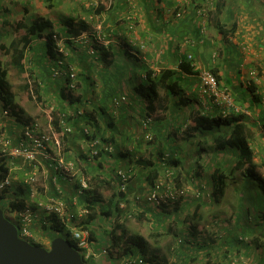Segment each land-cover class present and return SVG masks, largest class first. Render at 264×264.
Listing matches in <instances>:
<instances>
[{
  "label": "trees",
  "instance_id": "1",
  "mask_svg": "<svg viewBox=\"0 0 264 264\" xmlns=\"http://www.w3.org/2000/svg\"><path fill=\"white\" fill-rule=\"evenodd\" d=\"M44 2L46 8L54 7L53 0H44ZM22 10L25 14L29 13L26 8ZM97 11L100 13V10ZM4 14H7V11ZM14 19H17L16 22ZM39 19L37 18V22L26 24L23 16L19 18L11 16L9 19H4L0 15L2 24L0 26L4 27L5 24H8L11 30L17 32V35H14L8 44L0 42V118L11 116L14 122L23 126L28 124L27 119L23 117V110L14 102V94L7 79L8 70L3 64L2 54L9 56L12 65L21 73L26 72L25 58L29 51L32 64L37 66L48 65V59L51 61L61 60L60 65L58 62H54L51 68L52 71L55 70L59 74L53 76L56 77L54 81L57 82L53 86L56 85L55 89L59 90L57 95L61 103L60 110L51 112V123L54 129L60 133L62 128L59 121L62 116L68 124L71 121L69 127L76 121L74 125H79V135L83 137L84 142L91 144L95 141L97 143L96 155H89L86 159L80 155V159L87 166L93 167L95 165L100 170L99 174L87 178L88 188L84 190L81 197V202H83L87 213L82 219L76 220V216L63 217L53 212L48 214L50 215V222L48 226L42 225V229L47 228L54 233L50 242L54 238L60 237V234H64L63 238L79 252L85 264L100 263L94 260L95 257L84 260L76 241L70 238L69 232L73 227L89 232L90 247L95 254L102 255L101 264H114L117 262L116 259L128 256L139 257L142 264H170L160 249L161 238L166 236L172 237L174 241L171 251L174 252L177 249L178 257L189 259L190 264H264V207H256L258 214L256 218L262 220L260 224H257V221H254L255 224H251L247 219L249 216L247 212L248 202L244 200L246 195L255 189H258L264 197V162L254 161V152L249 143L253 140V128L248 122L242 120L241 115H236L234 103L232 106L226 107L222 104L215 105L212 102L221 111L220 114L216 112L213 115L202 114L198 108H188L189 118L183 119L181 123L176 122L175 114L174 112L172 114V111H177L182 107L187 108L193 99L185 96V92L181 89V81L176 77V71L161 70L156 73L153 70H146L145 85L134 88V93L146 103L145 111L140 115L141 119L138 125L143 139L148 141L150 145H157L160 149L158 148L154 154L151 152L145 159L137 161L139 166L142 165L143 170L141 171V178L136 180L132 168L118 166L120 158H124L126 155L120 153L118 157L112 153L114 146H116L117 135L115 128H113L115 124L113 121L110 122L107 113L106 106L108 104L97 107L95 115L93 106H90L91 102L88 103L89 98H85L81 94L77 96L69 94L75 90L69 87L68 73L70 69H76L73 63V58L76 57L73 53L79 54L77 48H80L79 50L84 48L85 57L91 60L92 56L88 53V49L94 47V53L98 54L99 61L110 66L114 60L110 58L109 53L112 47L110 44L104 46L94 40L93 29L85 20L68 18L65 21L66 30L64 33H56V35L49 20ZM19 30H23V34ZM84 32L89 33L90 36L87 43L72 40L73 37L80 36ZM54 37L65 38L64 46L71 52L69 57L67 54L55 51ZM35 39L43 40L40 42L42 43L41 48L44 46V50L40 49V52L36 53L38 55L36 58L32 57L34 55L31 53L37 46V43L33 41ZM112 51L111 55L114 58L115 55L113 56ZM96 63L97 60H94L93 65L95 66ZM69 66L73 67L69 69ZM60 67H64V71ZM179 70L186 74H194L188 63H181ZM210 72L216 76L214 71ZM75 80L77 81V76ZM61 83L64 87H61ZM25 88L28 89V86L25 85ZM39 91L40 86L36 84L35 92L38 100L42 103L44 102L42 99L45 100V98L38 94ZM124 98L126 100V97ZM125 100L123 101L125 102ZM122 102L121 97H119L113 98L111 103L113 106H120ZM2 110L7 112L5 116ZM160 113H162L161 116ZM97 114L99 115L98 118L96 117ZM146 118H151L147 126L144 125ZM174 122L176 123L174 124ZM148 133L150 139L146 140L145 136ZM65 135L67 133L63 137ZM177 135H181L182 138L185 136L184 139L188 144L182 147L176 140ZM211 137H213V144L209 151L213 152L212 159L205 158L203 155L208 150L206 142ZM163 141L166 145L161 148ZM109 146H112V150L106 152L105 148ZM225 150H229L235 155L229 153L232 155V160L228 162L224 159L217 161L210 179L214 205L219 204L222 200L228 185H239L241 198L237 199L235 205H230L228 217L219 215L211 223H207L200 211L201 205H198L194 211L187 213L186 210L189 209L191 200L184 196L179 197L172 205L168 203L154 204L147 200V194L160 180L164 179L165 184H171L180 190L182 186L178 179L181 174H185L184 178L187 180H194L192 177H198L202 173L200 164H209L210 166L214 161V154L221 155ZM9 161L7 158L0 159V181L9 172ZM191 166L197 171H194V175L189 176L191 172L188 171V168L190 169ZM120 169L131 170L132 174L123 191H121L117 177V171ZM132 180L139 183V186H143L140 188L141 191L137 188L128 187ZM99 187L112 190L107 201L102 200ZM196 189L201 194V189ZM12 192L13 190L9 188L0 191V209L3 211L4 217L18 227L17 214L26 209L27 203L25 199L21 198L22 192H15V197L12 196ZM260 201L262 200L260 199ZM259 203L258 206L262 204ZM248 205L250 206V204ZM132 216L135 218L137 216L138 219L145 218L149 222L150 228L147 234L149 238L129 232L122 225L127 217ZM200 221H204V223L199 227ZM254 226L260 230L252 239L251 234L256 233ZM29 228L32 231L31 226ZM28 242L43 247V244L37 241L35 236L28 239ZM248 248L252 250V253L246 255L245 249Z\"/></svg>",
  "mask_w": 264,
  "mask_h": 264
},
{
  "label": "crops",
  "instance_id": "2",
  "mask_svg": "<svg viewBox=\"0 0 264 264\" xmlns=\"http://www.w3.org/2000/svg\"><path fill=\"white\" fill-rule=\"evenodd\" d=\"M56 1L53 0L54 8L58 4ZM8 2H13V0H0V9L7 10ZM65 4L71 7V11L74 10L75 20L81 19L87 22L88 19L90 22H99L103 26V28L101 27L102 40L96 41L104 46L110 44L112 47V54L115 57H112L110 50V58L114 59L110 66L99 61L97 53L91 57V60L86 58L84 48L81 50L77 48L79 54L73 53L76 57L73 58V63L80 74L78 82L80 90L84 92L83 97L89 98L88 103L91 100L94 102L93 105L91 104L94 114L97 112V107L108 104L106 106L107 113L110 122L113 121L115 124L113 128L117 135L116 146L112 153L118 157L120 153L126 155V157L120 158L118 166H122L120 162L123 159L127 160L128 162L122 168H132L135 173L134 179H140L143 170L142 165L139 166L137 161L145 159L151 152L154 154L159 148L157 145H150L144 141L138 125L141 119L140 115L145 111L146 103L134 93V88L145 85L146 70H153L156 73L161 70L177 72L176 77L181 81V89L185 92V96L193 99L187 108L182 107L177 111H172L176 117L175 121L179 123L183 119L189 118L188 108H198L202 114L208 115L221 112L210 102L209 97L202 92L200 87V71H214L219 81V89L226 91L231 96L236 115H241L242 120L248 122L253 128V140L249 143L254 152V161L264 162V0H134L133 2L130 0H62L60 7L63 8ZM203 9L206 11L203 12ZM97 10H100V13H97ZM31 12L32 10L29 11V13ZM66 20L60 18L51 22L54 27L56 26L54 21H57L60 25L62 24L61 27L65 28ZM130 21L135 24L132 33L128 31ZM77 44L79 45V43ZM78 45L76 46L78 47ZM188 56H191V60L188 59ZM127 58L136 63L135 70L128 71V76L135 77L141 83L131 86V83L125 80L126 76L123 75L119 65ZM94 60H97L95 66L93 65ZM183 62L190 65L194 74H186L179 70V65ZM58 75L56 74V76ZM114 80H118L119 83L117 89L114 88L112 91L109 89L115 86ZM62 83L61 87H64ZM126 83L129 84V87L126 86ZM123 84L125 88L121 90ZM122 96L126 97L125 102L121 101L120 106H113L111 103L113 98ZM96 117L98 118L99 115L97 114ZM74 123L70 126L71 132L62 138L65 159L74 162L79 171L73 179L69 178L67 173H58L54 169L56 159L52 155L49 157L40 155L36 162V184L28 185L25 183V179L32 173L33 165L22 157L13 158L7 155L2 157L10 160L8 174L12 178V186L9 188L13 190L12 196L15 197L16 189L18 192H22L21 198L25 199L27 206L33 212L31 229L35 239L42 244L50 242L49 229H42V225L48 226L50 222V215L45 212L48 201L57 198L65 202L66 210L63 217L77 215L78 208L76 207L79 206L78 204H82V195L76 189L78 178L81 176L89 178L99 174L100 171L95 165L89 167L80 159L81 156L84 157L83 159L89 156L90 147L79 135V125H74ZM66 124L69 126L70 122L69 124L66 122ZM51 125L53 126L52 123ZM22 126L17 122H0V127L5 128L1 134L3 136L6 134V138L10 136L8 139H10L12 147L17 145L21 139ZM212 140L213 137L208 138L206 142L207 152L211 150ZM179 143L183 147L187 141ZM164 145H166L165 141L162 142L161 148ZM210 152L211 156H207L212 159L213 152ZM229 153L233 152L225 150L223 154H214V156L219 161L224 159L228 162L232 160V155ZM130 160L132 162H129ZM200 167L202 173L194 185L200 187L201 194L196 188H191L192 190L196 189L200 198L189 199L191 202L188 206L189 209L186 210L187 213L201 205L200 211L207 223H211L219 215L228 217L230 205L236 203L222 205L220 204L224 200L222 199L219 204L214 205L213 198L211 203H205V199L201 195L203 194L204 197L209 189L212 192V185L210 188L205 186V175H209L210 179L214 166L202 163ZM188 171L191 172L189 176H192L197 170L191 166ZM181 175L185 176V174ZM194 185L193 187H195ZM128 187L137 188L139 191H141L140 188H143L135 180H132ZM31 189H35L33 195L30 194ZM235 189L237 193L235 197L240 199L241 190ZM224 197L226 196L224 195ZM260 199L262 201L259 202L262 204L259 208L264 207V197L261 195ZM247 207L251 208L248 204ZM249 209H247L248 220L250 222L257 221V224H260L262 220L256 218L257 208H255V213ZM85 211L84 209L83 212ZM203 223L204 221H200L199 227ZM255 226L254 228H256ZM259 230L256 228V233L251 234L252 239L259 233ZM168 237H162L161 241ZM245 253L249 255L252 250L245 249ZM178 255L179 253L175 249L174 252L169 251V257L165 256L170 264H190L189 259H181ZM191 255L193 256V254ZM176 257L178 258L176 259ZM119 260L120 258L115 261Z\"/></svg>",
  "mask_w": 264,
  "mask_h": 264
},
{
  "label": "rangeland",
  "instance_id": "3",
  "mask_svg": "<svg viewBox=\"0 0 264 264\" xmlns=\"http://www.w3.org/2000/svg\"><path fill=\"white\" fill-rule=\"evenodd\" d=\"M56 2H58L57 7H55V8L53 7L51 9H48V8H46V3L44 2V0H16V1L13 0V2H8L7 6H6L7 10L0 9V15L4 19H9V17H11V16H14V18H15V16L18 18L23 16L25 18L26 24H28V23L30 24L32 22H37L36 21L37 18H40L39 20L47 19L50 22L54 19H60V18H63V19L65 18V20H66L67 17L75 19V17H74L75 15L73 14L74 10L71 11L72 9H70L71 8L70 6L65 4L64 7L61 8L60 4H61L62 0H57ZM23 8H26L28 10V12L30 10H32V12L25 14L22 10ZM6 11H7V14H4ZM3 15H5L6 17H4ZM77 17H79V15H77ZM16 20L17 19H14L15 22H16ZM54 22H55L56 26L55 27L53 26V31L55 32V34L56 33L61 34V32L66 28H64L62 26L63 27V29H62V27H61L62 24L60 25L59 23H57V21H54ZM87 22H89L91 24L90 26L94 31L95 27L97 25V21L90 22V20L87 19ZM0 25L2 26L1 22H0ZM52 25H53V23H52ZM1 26H0V32H1L0 33L1 34L0 42H4V43L8 44L10 42V40L13 38V36L17 35V32L11 30V28L8 26V24H5L4 27H1ZM101 27L103 28L102 25H101ZM134 28H135V24L133 22V30H130L128 28V31H130L132 33V32H134ZM19 32L23 34V30H19ZM60 39H62V42L65 40L64 37H62ZM100 40H102V35L100 36L99 41ZM33 41L35 43H37V46L34 49L35 52L31 51V53H33V55H34L32 57L36 58V57H38V55H36V53L40 52V49L44 50V46L41 48L42 43H40V42H43V40L35 39ZM67 52H68L67 55L71 54V52L69 50H67ZM29 53H30V51L26 54V58H25L26 59L25 60L26 72H24V73H21L19 70H17V68H15L12 65V63L10 62L9 56H4L2 54V57H3L2 61L8 70L7 79L11 85V89H12V92L14 94V102L16 104H18L20 106V108L23 110V117L27 119L28 123L37 122L38 124L41 125V129H44V128L48 127L47 125L52 121L51 120L52 119L51 112H53L55 110H60L59 108L61 107L60 98L57 95L58 94L57 90L55 89L56 85L53 86V84L57 83L56 81H54L56 79V77L52 76V75H55L56 71L51 70V68L53 66L52 64H54L55 61H51L48 59V62H47L48 65H42V66H47V67L37 66L35 64H32V60L30 58ZM0 55H1V53H0ZM57 62L59 63L58 65L61 64L60 61H57ZM135 64L136 63L131 62V59L127 58V59H125V61H122L119 65V68L121 69L123 75L126 76L125 80L127 82H130L131 86L141 83V81L136 80L135 77L131 78L128 76V71H134L135 70ZM72 67L73 66H69L68 68L70 69ZM60 68H61V70L64 71L63 67H60ZM70 70L74 71L77 74L76 76H77V81H78V77L80 76L78 70L73 69V68ZM77 81L75 82V84H76L75 90H73L72 92H69V94L71 93L74 96L81 94V96H84V92H82L80 90L81 89L80 83ZM114 82H115V86H113V88L109 89V90L113 91L114 88L117 89L119 81L114 80ZM36 84H38L40 86V91L38 92V94H40L42 97L45 98V100L42 99V101H44L42 103L38 100L37 93L35 92ZM25 85L28 86V89L25 88ZM126 86L129 87V84L126 83ZM124 88H125V85L124 84L121 85V90ZM91 104L92 105L94 104L93 100H91ZM90 106H88V107H90ZM0 110H1V108H0ZM159 115L161 116L162 113H160ZM1 121L4 123H7V122L15 123L13 121V117H11V116L0 118V122ZM0 128H1L0 129V134H1L5 131V128L4 127H0ZM5 136H6V134H5ZM8 138H10V136ZM184 138H185V136L182 138L181 135H179L176 138V140H177V142H183V141H185ZM202 141H204V139H202ZM145 142H148V141H145ZM87 145L90 146V144H88V143H87ZM203 155L205 158H209L207 155L211 156V152L210 151L206 152V153L204 152ZM0 159H2V158H0ZM217 161H219V160L214 158V161L212 162V164L210 166H215ZM127 162H128L127 160L123 159V161H121L120 163L122 166H125ZM207 165H209V164H207ZM206 168H208V167H206ZM78 172L79 171H77V175H78ZM192 178L194 180H190V179L187 180L184 178V176L181 175V177L178 179V182L182 186L181 190H183V194H184L183 196L186 199H191L192 197H199L200 198V194L196 193V189L195 190L191 189V188H200V187H197L198 185H194L195 181L198 182L200 177H192ZM205 181H206L205 186L207 188H210V185L212 184V182H210L209 175H207V174L205 175ZM159 182L165 184L164 179L160 180ZM193 185L195 187H193ZM172 186H169V187H172ZM235 188H239V185L236 184V185H228L227 186V188L225 190V196L226 197L222 198L224 200H222L220 202V204L224 205L226 203H233V202L236 203L237 197H235V194H237V193H236ZM255 188H257V187H255ZM207 191L208 192L204 195V197H203V194L201 196H202V198L205 199V203H211L212 202L211 189H209ZM15 192H18V190L16 189ZM111 192H112V190L109 188H99L100 196H101L102 200H104V201L108 200V198L111 195ZM249 194H250V197H249ZM249 194L246 195L244 200H246L248 202V204L251 203V205H250L251 208L250 209L247 208V209H249L255 213L256 212L255 208L259 207L258 202L260 201L261 194H260V191L258 189L250 191ZM77 201H78V198H77ZM168 204L172 205V203H168ZM78 205L79 206L76 207V208H78L77 215H75L76 220L82 219L87 213V211L85 213L83 212V210L85 209L83 202H82V204H78ZM219 206H221V205H219ZM78 214H82V215L80 216ZM254 220H255V218H254ZM248 222L249 223L252 222L251 224H255L253 221L250 222L248 220ZM122 225L129 232L138 233V234H141L145 237H148L147 234H148V229L150 227H149V222H147V220L145 218L138 219L137 216H136V218L133 216L127 217L123 221ZM48 233L50 235V238H51V236L54 235V233L50 230L48 231ZM63 235L64 234H60V237H63ZM172 244H174V241L171 239V237H168L167 239L163 238L161 243H160L162 253L167 255L168 257H169V251H171ZM49 245H50V242L43 244V247L47 248V247H49ZM94 260H96V262L101 264L102 263V255H99L96 253Z\"/></svg>",
  "mask_w": 264,
  "mask_h": 264
},
{
  "label": "built area",
  "instance_id": "4",
  "mask_svg": "<svg viewBox=\"0 0 264 264\" xmlns=\"http://www.w3.org/2000/svg\"><path fill=\"white\" fill-rule=\"evenodd\" d=\"M133 2L134 0H130ZM203 12L206 9L202 10ZM130 30H133V22L130 21L129 27ZM94 32V40H99L101 36V24L98 22ZM89 33H82L80 36L73 37L72 40L76 42H88ZM55 39V50L59 53L67 54V50L64 46V41L62 39ZM79 43V44H80ZM84 44V43H83ZM94 47L88 49V53L93 56L95 53ZM188 59L191 60V56H188ZM62 63V61L60 60ZM58 72L56 71L55 74ZM69 77V87L71 89H75V79L76 73L72 70L68 73ZM199 80H200V87L202 92L207 95L211 102L215 105H225L232 106L233 101L231 96L226 93V91H222L219 89V84L217 81L216 76L210 72L209 70H202L199 73ZM125 100L124 96L121 97V101ZM3 115L5 116L7 112L2 110ZM151 118H146L144 125L147 126L148 122H150ZM59 125L62 128V131L58 133L51 122L47 125L48 127L41 129V125L37 122H30L27 125H24L21 128V139L17 145L11 146L10 139L6 138L2 134L0 135V158L4 155L9 157H22L23 159L27 160L33 165V171L30 175L26 176L25 183L28 185H35L36 184V162L40 155L46 156H53L55 158L56 164L54 169L58 173H67L69 178H74L77 174L78 168L76 167L75 163L72 161H68L65 159V155L63 152L62 147V138L65 133H70L71 128L66 124L64 116L61 117L59 121ZM85 133L87 131L85 130ZM145 139H150L149 133L146 134ZM96 142H92L90 144V153L89 155H96L97 148ZM106 152H110L112 150V146L106 147ZM51 150V152H49ZM131 170L125 171L120 169L117 171V177L119 179V184L121 191L125 189L126 183L131 179ZM12 186V178L8 174L2 181H0V191L10 188ZM168 188H167V187ZM172 185L163 184L161 182L156 183L153 189L147 194V200L154 204H167V203H174L178 200L179 197L183 196V190H177L174 186L169 187ZM88 188V179L84 176H81L78 180V187L77 192L80 195H83L84 190ZM35 193L34 189L30 190V194L33 195ZM53 201H48V204L45 207L46 213H55L60 216H64L66 206L65 202L62 199L53 198ZM122 206V205H121ZM86 212V211H85ZM84 212V213H85ZM33 219V212L31 211L30 207L27 206L25 210L21 211L17 214L16 222L18 223L17 232L18 236L21 239L28 241V239L32 238L33 232L30 230L29 226L32 224ZM70 238L76 241L78 248L84 260H89L92 257H95V253L90 247L88 241L89 232L84 229H77L71 228L69 232ZM65 235H68L65 233ZM81 256V255H80ZM114 264H142L139 257L128 256V257H120V260L115 262Z\"/></svg>",
  "mask_w": 264,
  "mask_h": 264
},
{
  "label": "water",
  "instance_id": "5",
  "mask_svg": "<svg viewBox=\"0 0 264 264\" xmlns=\"http://www.w3.org/2000/svg\"><path fill=\"white\" fill-rule=\"evenodd\" d=\"M0 264H85L79 252L63 237L49 247L35 246L18 236L17 227L0 209Z\"/></svg>",
  "mask_w": 264,
  "mask_h": 264
},
{
  "label": "clouds",
  "instance_id": "6",
  "mask_svg": "<svg viewBox=\"0 0 264 264\" xmlns=\"http://www.w3.org/2000/svg\"><path fill=\"white\" fill-rule=\"evenodd\" d=\"M79 178H80V177H79ZM79 178H78V179H79Z\"/></svg>",
  "mask_w": 264,
  "mask_h": 264
}]
</instances>
